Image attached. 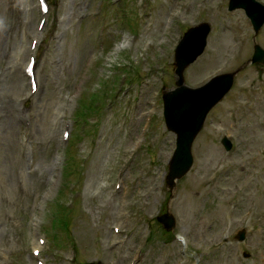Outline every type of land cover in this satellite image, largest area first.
<instances>
[{
    "label": "rangeland",
    "instance_id": "rangeland-1",
    "mask_svg": "<svg viewBox=\"0 0 264 264\" xmlns=\"http://www.w3.org/2000/svg\"><path fill=\"white\" fill-rule=\"evenodd\" d=\"M228 1L53 0L32 50L39 0H0V264H264V66L246 67L210 112L173 198L166 185L176 136L162 91L175 86L179 38L202 21L212 25L205 52L185 72L192 86L253 54L251 20ZM256 39L264 47V26ZM32 54L42 99L64 111L52 125L43 115L47 140L25 124L35 99L22 68ZM168 205L173 234L156 219Z\"/></svg>",
    "mask_w": 264,
    "mask_h": 264
},
{
    "label": "water",
    "instance_id": "water-1",
    "mask_svg": "<svg viewBox=\"0 0 264 264\" xmlns=\"http://www.w3.org/2000/svg\"><path fill=\"white\" fill-rule=\"evenodd\" d=\"M244 8L253 23L256 33L264 24V4L258 0H230L229 8ZM211 30L209 23L192 27L182 38L175 55L177 87L164 92L165 117L170 130L177 133V150L170 164L167 177L168 185L175 186V180L182 177L193 162L192 144L204 126L206 117L231 89L239 68L230 73L219 74L199 87H190L185 83L184 71L201 55L207 45V37ZM253 62H264V49L256 42ZM227 148L231 143L224 140ZM159 220L167 229L175 227V220L170 214L159 216ZM245 233L240 234L243 239Z\"/></svg>",
    "mask_w": 264,
    "mask_h": 264
},
{
    "label": "bare ground",
    "instance_id": "bare-ground-1",
    "mask_svg": "<svg viewBox=\"0 0 264 264\" xmlns=\"http://www.w3.org/2000/svg\"><path fill=\"white\" fill-rule=\"evenodd\" d=\"M38 92H39V88L37 89V91L36 92H34V95L32 94V96H35V97H37L39 94H38ZM39 99V98H38ZM43 101H45V103L46 104H44V105H47L48 107H50V109H51V111L48 113L47 112V109H45L44 111L42 110V107L41 106H38L39 105V102H37V104H36V106H35V110L37 109L38 110V112H39V110L41 111L42 110V113L40 114L39 113V116L37 117V123L39 124V127H40V129L42 130V132H43V134L45 135L46 134V128H44L43 126H42V124H41V122H40V119L42 120V118H43V115H44V119H47V120H49L50 121V123H51V125L52 124H56V123H58V122H60L61 120H62V117H63V115H64V111H63V109L61 108V103L59 102V101H57V100H55L54 102H53V104H51V103H49L48 101H46V100H44V99H42ZM46 107V106H45ZM55 112V113H54ZM8 128V127H7ZM38 131H40V130H38ZM49 131V130H48ZM47 131V132H48ZM51 133H53L52 131H51ZM9 136H13V131H10V132H8L7 133ZM5 162H4V164H3V167H5V169L9 172V169L11 168V166H10V164L7 162V158H5V160H4ZM55 161H58V159H56ZM196 176V175H195ZM87 236H88V233H86V235H85V239H84V243H85V241L86 242H88L89 240L87 239ZM36 248V247H35Z\"/></svg>",
    "mask_w": 264,
    "mask_h": 264
}]
</instances>
